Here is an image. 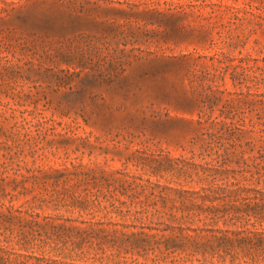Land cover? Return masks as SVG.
I'll list each match as a JSON object with an SVG mask.
<instances>
[{"label":"rangeland","instance_id":"rangeland-1","mask_svg":"<svg viewBox=\"0 0 264 264\" xmlns=\"http://www.w3.org/2000/svg\"><path fill=\"white\" fill-rule=\"evenodd\" d=\"M0 264H264V0H0Z\"/></svg>","mask_w":264,"mask_h":264}]
</instances>
